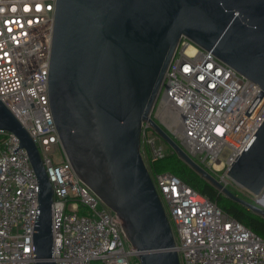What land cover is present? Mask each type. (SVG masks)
Instances as JSON below:
<instances>
[{
	"label": "water",
	"instance_id": "obj_1",
	"mask_svg": "<svg viewBox=\"0 0 264 264\" xmlns=\"http://www.w3.org/2000/svg\"><path fill=\"white\" fill-rule=\"evenodd\" d=\"M183 37L264 94V0L56 1L48 94L62 148L78 177L118 217L139 264H180L141 153L144 123L219 193L264 218V122L228 172L256 197L250 201L195 162L152 117ZM0 130L19 139L39 182L34 264H56L51 183L36 143L1 99Z\"/></svg>",
	"mask_w": 264,
	"mask_h": 264
},
{
	"label": "built area",
	"instance_id": "obj_2",
	"mask_svg": "<svg viewBox=\"0 0 264 264\" xmlns=\"http://www.w3.org/2000/svg\"><path fill=\"white\" fill-rule=\"evenodd\" d=\"M56 1L0 0V99L36 143L52 186V260L139 264L118 217L78 177L62 148L48 94ZM261 92L183 37L152 117L229 188L235 186L232 164L264 122ZM141 153L173 226L180 264H264V239L173 174L151 172L172 151L149 123L142 127ZM39 191L27 151L0 130V264H34Z\"/></svg>",
	"mask_w": 264,
	"mask_h": 264
},
{
	"label": "trees",
	"instance_id": "obj_3",
	"mask_svg": "<svg viewBox=\"0 0 264 264\" xmlns=\"http://www.w3.org/2000/svg\"><path fill=\"white\" fill-rule=\"evenodd\" d=\"M150 170L155 174L169 172L178 177L198 193L207 196L208 198L216 202V204L224 212L232 216L238 222L245 225L255 234L264 239V218L254 214L241 204L219 193L208 182H206L196 172H194L187 164L181 161L176 156V154L169 153L164 158L153 162L150 165ZM234 194L237 195V193ZM244 199H247V197Z\"/></svg>",
	"mask_w": 264,
	"mask_h": 264
},
{
	"label": "rangeland",
	"instance_id": "obj_4",
	"mask_svg": "<svg viewBox=\"0 0 264 264\" xmlns=\"http://www.w3.org/2000/svg\"><path fill=\"white\" fill-rule=\"evenodd\" d=\"M156 112H157V110L155 109V111H154V116L156 115ZM61 155V153H60V151L59 150H57L56 152H55V154H54V156H60ZM235 186H236V184H234ZM233 186V187H230V189L232 190V192L233 193H237V195L239 196V197H241V198H246L247 197V199L248 200H250V201H254V200H256V197H254V196H251L250 194H248L247 192H245V191H243L241 188H239L238 186ZM261 198V197H260ZM263 199H264V197H263ZM172 229H173V226H172Z\"/></svg>",
	"mask_w": 264,
	"mask_h": 264
},
{
	"label": "bare ground",
	"instance_id": "obj_5",
	"mask_svg": "<svg viewBox=\"0 0 264 264\" xmlns=\"http://www.w3.org/2000/svg\"><path fill=\"white\" fill-rule=\"evenodd\" d=\"M188 52H189V53L194 52V48H193L192 46H190V47L188 48Z\"/></svg>",
	"mask_w": 264,
	"mask_h": 264
}]
</instances>
